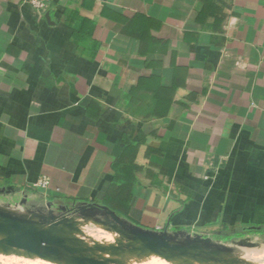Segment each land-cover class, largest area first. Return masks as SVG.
<instances>
[{
	"label": "crops",
	"instance_id": "obj_1",
	"mask_svg": "<svg viewBox=\"0 0 264 264\" xmlns=\"http://www.w3.org/2000/svg\"><path fill=\"white\" fill-rule=\"evenodd\" d=\"M75 10L92 21L93 59L72 39ZM112 12L157 19L167 43L142 42ZM116 161L138 178L125 223L175 240L264 227V0H57L42 11L0 0L3 212L37 224L64 203L93 205Z\"/></svg>",
	"mask_w": 264,
	"mask_h": 264
},
{
	"label": "rangeland",
	"instance_id": "obj_2",
	"mask_svg": "<svg viewBox=\"0 0 264 264\" xmlns=\"http://www.w3.org/2000/svg\"><path fill=\"white\" fill-rule=\"evenodd\" d=\"M71 208L64 203L62 207L46 210V215L38 219L37 225L64 238L69 246L81 249L83 255L106 260L107 264H264V227H253L251 224L209 226L176 240L185 244L198 243L200 249L189 250L187 255L170 251L160 255L145 250L129 231L112 228L115 222L107 213L88 209V205ZM86 210L94 217L80 215ZM0 211L8 212L9 209L0 207ZM126 224L129 229H138L133 222L127 220ZM118 228L123 226L119 225ZM197 237L204 241H196ZM207 238L209 241H206ZM256 251L260 252L257 257L253 255ZM147 253L160 256H156L159 260L147 262ZM0 264L72 263L70 254L64 250L60 257H47L11 247L4 242L0 243Z\"/></svg>",
	"mask_w": 264,
	"mask_h": 264
},
{
	"label": "water",
	"instance_id": "obj_3",
	"mask_svg": "<svg viewBox=\"0 0 264 264\" xmlns=\"http://www.w3.org/2000/svg\"><path fill=\"white\" fill-rule=\"evenodd\" d=\"M91 206L90 204L88 207ZM90 209L102 211L110 215L111 219L115 222L111 225L112 228L121 232L129 231L133 239L140 241L142 247L147 251L160 255H165V251L179 252L182 255H187L189 250L201 248L198 243L185 244L176 242L168 230L157 231L149 228L129 229L127 228V224L114 211L96 208ZM119 225L123 226V228H118ZM196 241H204V239L197 237ZM206 241H209V238ZM4 242L11 247L47 257L50 255L60 257L62 250H64L70 254L72 264H107L106 260L83 255L81 249L69 246L64 238L54 234L49 229L40 227L33 222L20 220L0 211V243Z\"/></svg>",
	"mask_w": 264,
	"mask_h": 264
},
{
	"label": "trees",
	"instance_id": "obj_4",
	"mask_svg": "<svg viewBox=\"0 0 264 264\" xmlns=\"http://www.w3.org/2000/svg\"><path fill=\"white\" fill-rule=\"evenodd\" d=\"M79 13V10L73 11L71 13L72 19L68 20V23L72 25V39L77 44L80 55L93 59L98 54L99 43L93 37V32L89 26L92 24L91 19L85 16L80 17V15L78 16ZM112 15L117 21L125 22L128 31H132L131 33L134 35L137 34L142 42L147 41L152 46L167 43V39L155 36V33L159 31L162 25L157 19L143 13H136L132 17H126L116 12H112ZM144 83L145 77H142L138 84L130 89L131 92L137 93L143 87ZM166 104L165 101L159 99L158 107H163V105ZM169 108L170 105H166V110L163 114H165ZM135 168V164L116 161L113 164V169L116 173L113 181L107 186V190L102 199L99 196L98 201H87L93 204L91 207H88V209L96 208L114 211L120 218L121 216H126L134 221L130 213L133 201L132 186L138 183V178L133 173ZM82 212L86 214L85 211Z\"/></svg>",
	"mask_w": 264,
	"mask_h": 264
},
{
	"label": "built area",
	"instance_id": "obj_5",
	"mask_svg": "<svg viewBox=\"0 0 264 264\" xmlns=\"http://www.w3.org/2000/svg\"><path fill=\"white\" fill-rule=\"evenodd\" d=\"M54 1L57 0H28V2L36 9L39 11H42L48 7V5ZM50 184V180L48 178H43L40 179L38 182V185L42 187H47Z\"/></svg>",
	"mask_w": 264,
	"mask_h": 264
},
{
	"label": "bare ground",
	"instance_id": "obj_6",
	"mask_svg": "<svg viewBox=\"0 0 264 264\" xmlns=\"http://www.w3.org/2000/svg\"><path fill=\"white\" fill-rule=\"evenodd\" d=\"M40 227L42 226V225H39ZM54 234H56V233H54ZM35 254V253H34ZM138 254V253H137ZM140 254V253H139ZM254 256H259L260 255V252L259 251H256L254 254H253ZM136 257H137V255H136ZM146 261L148 262V261H150L151 263H152V261H156V260H159L158 258H156V255L155 254H151V255H149V256H147L146 257ZM153 264H154V262H153Z\"/></svg>",
	"mask_w": 264,
	"mask_h": 264
}]
</instances>
